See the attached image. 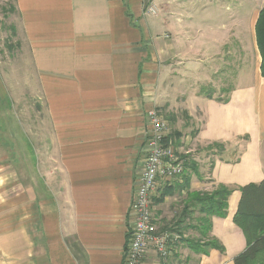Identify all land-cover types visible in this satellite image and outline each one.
<instances>
[{"label":"crops","instance_id":"1","mask_svg":"<svg viewBox=\"0 0 264 264\" xmlns=\"http://www.w3.org/2000/svg\"><path fill=\"white\" fill-rule=\"evenodd\" d=\"M11 1L30 69L26 89L40 92L47 159L41 194L26 183L24 211L5 199L0 178V264H123L154 109L175 116L185 158L182 180L154 204L156 221L180 215L187 191L223 185L232 192L209 232L223 252L198 255L180 244L166 261L149 250L142 264H233L246 245L232 221L238 189L264 181V79L254 32L264 0H252L249 14L247 0H152L153 15L149 0ZM243 45L254 51L253 77L244 82ZM207 79L225 96L190 89ZM2 92L0 85V101ZM210 144L225 149L202 151Z\"/></svg>","mask_w":264,"mask_h":264},{"label":"rangeland","instance_id":"2","mask_svg":"<svg viewBox=\"0 0 264 264\" xmlns=\"http://www.w3.org/2000/svg\"><path fill=\"white\" fill-rule=\"evenodd\" d=\"M151 3L152 0H149L148 4L152 5ZM246 3H248L247 11L244 12L249 14L251 13L249 9L252 7V0H247ZM11 7V0H0V85L3 91L2 96L5 97L0 101V178L3 182L2 193L5 199H16L19 210L24 211L25 188L29 180L33 181L35 185L33 187L34 194H41L40 181L43 173L41 167L43 161L47 159L43 155V146L47 133L40 92L26 89L27 78L30 75L27 74V71L30 69L27 70L26 60L21 57L20 38L13 27L15 18L10 11ZM150 14L153 15V13ZM249 29V27H243L242 35L248 36ZM253 53V48L243 45L240 61L243 82L253 77ZM230 61V59H226L227 63ZM232 70L229 66L226 67V89L233 76ZM210 79L192 82L190 84L193 86L190 89L195 87L196 93L201 95L214 90L215 98L225 96L220 92L218 96L217 87ZM195 83L196 85H194ZM160 112L167 124L171 145L180 159L184 160V155L177 151V147L181 145L180 138L177 140L174 134L176 132L181 137V133L175 130V116L164 111ZM169 118L172 119V122L169 121ZM195 132L197 131H191L190 135L193 136L192 134ZM152 206L154 207V200H152ZM153 212L155 216V210ZM3 213L9 220L8 209ZM178 217L179 213L161 224L160 220L156 221L155 216V223L160 231H165L164 228L166 230L175 229L174 225ZM8 223L9 221L3 223V226L9 227ZM191 231L189 236H193L195 233L193 230Z\"/></svg>","mask_w":264,"mask_h":264},{"label":"trees","instance_id":"3","mask_svg":"<svg viewBox=\"0 0 264 264\" xmlns=\"http://www.w3.org/2000/svg\"><path fill=\"white\" fill-rule=\"evenodd\" d=\"M10 11L14 13V8L11 7ZM254 32L260 56L259 72L264 79V5L259 12ZM219 101L227 102V98ZM169 121L172 122V119L169 118ZM196 133L192 135L195 136ZM174 135L177 140L180 138V134L175 132ZM224 149L225 146L222 144H210L202 151L207 153L214 151L220 155ZM238 190L241 197L232 221L242 231L246 245L244 251L234 258L233 264H264V181L240 187ZM231 192L232 189L223 185H217L210 192L187 191L183 209L174 225L175 229L168 230L177 233L181 237L180 243L195 254L207 255L211 249L223 252V247L209 236V232L212 217L226 216L227 200ZM169 193L170 188L164 187L160 196L157 199L153 198L154 204H159ZM194 213H197L195 218L191 216ZM188 230L195 231L197 236H185Z\"/></svg>","mask_w":264,"mask_h":264},{"label":"built area","instance_id":"4","mask_svg":"<svg viewBox=\"0 0 264 264\" xmlns=\"http://www.w3.org/2000/svg\"><path fill=\"white\" fill-rule=\"evenodd\" d=\"M154 14L153 5L147 7ZM147 155L132 197L133 221L123 252V264H142L149 250L166 261L181 243L175 232L160 231L155 223L152 200L160 188L181 181L185 161L171 145L167 124L156 110L147 112Z\"/></svg>","mask_w":264,"mask_h":264}]
</instances>
